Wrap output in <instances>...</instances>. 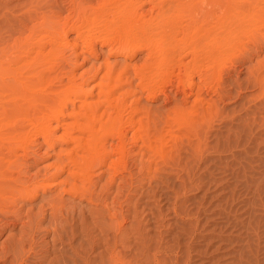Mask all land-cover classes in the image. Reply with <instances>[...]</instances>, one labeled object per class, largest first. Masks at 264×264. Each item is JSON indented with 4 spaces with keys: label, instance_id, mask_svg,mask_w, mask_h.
Returning a JSON list of instances; mask_svg holds the SVG:
<instances>
[{
    "label": "bare ground",
    "instance_id": "1",
    "mask_svg": "<svg viewBox=\"0 0 264 264\" xmlns=\"http://www.w3.org/2000/svg\"><path fill=\"white\" fill-rule=\"evenodd\" d=\"M31 2L59 8L39 15L28 7L16 15L18 25L0 37V231L20 220L21 200L38 198L26 214L29 247L43 220L46 234L63 237L60 228L68 218L84 215L80 202L99 205L116 177L147 184L141 196L153 191V181L156 187L157 181L167 183L169 173L191 177L197 155L209 149L213 123L223 119L219 103L235 97L233 90L243 82L264 96V0ZM147 4L150 10L143 9ZM155 6L158 16L152 19ZM186 8L192 16H185ZM46 16L58 20L43 28ZM96 42L115 47L112 53L124 58L105 59L99 75L101 69H95L97 93L88 98L75 66ZM67 45L73 57L65 56ZM142 50L149 59L131 62ZM241 66L244 81L231 79ZM141 97L162 98L170 106L152 108ZM69 104L66 121L60 116ZM61 125L57 137L68 146L44 171L28 174L22 158L30 154L31 139L53 143V130ZM102 178L103 188L95 191Z\"/></svg>",
    "mask_w": 264,
    "mask_h": 264
},
{
    "label": "rangeland",
    "instance_id": "2",
    "mask_svg": "<svg viewBox=\"0 0 264 264\" xmlns=\"http://www.w3.org/2000/svg\"><path fill=\"white\" fill-rule=\"evenodd\" d=\"M31 1L0 0V37L18 25L16 15L28 7H36ZM39 1L42 4L45 0ZM151 6L147 4L143 9L150 10ZM36 8L41 15L59 7L37 5ZM186 9L185 16H192L190 8ZM158 10L155 6L149 16L154 19ZM67 14L65 10L61 16ZM54 17L46 16L43 28L58 20ZM113 48L96 42L93 52L83 51L85 59L78 57L76 78L84 81L85 97L96 95V79L92 74L95 69H101L97 75L101 74L105 59L110 63L123 60L120 52L112 53ZM70 52L71 47L65 46V56L73 57ZM145 54V50L139 51L130 61H142ZM249 63L253 61L243 66ZM243 66L232 71L231 79L244 81ZM254 87L243 82L240 91L233 90L235 97L219 103L224 120L213 123L207 139L209 149L197 155L191 177L182 179L181 175L169 173L167 183L157 181L161 187H156L153 181L155 193L145 191L143 196L140 194L147 184L139 187L137 179H133L130 185L116 177L104 188L99 205L87 200L80 202L84 215L68 218L60 228L64 238L46 234L47 220H43L35 235L36 242L30 247L25 235L26 214L39 199L21 200L17 206L23 202L25 206L18 212L20 220L0 231V264H64L66 261L72 264H264V96H257L258 89ZM140 100L160 110L170 106L162 104V98ZM70 107L72 104L64 109L61 119L71 118ZM61 130L62 125L53 130L55 136L50 144L42 136L31 139L30 154L22 158L26 163L22 167L28 174L44 171L59 150L68 146L57 137ZM99 171L95 169L94 178ZM104 182V178L98 181L95 191L103 188ZM129 193L132 194L127 197ZM2 225L0 219V228Z\"/></svg>",
    "mask_w": 264,
    "mask_h": 264
}]
</instances>
